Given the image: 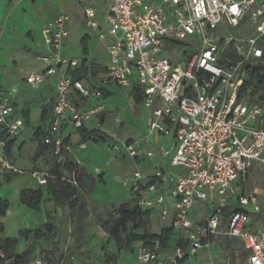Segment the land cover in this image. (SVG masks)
<instances>
[{
  "label": "built area",
  "instance_id": "built-area-1",
  "mask_svg": "<svg viewBox=\"0 0 264 264\" xmlns=\"http://www.w3.org/2000/svg\"><path fill=\"white\" fill-rule=\"evenodd\" d=\"M111 2L106 33L99 34L102 41L110 39L103 81L139 88L147 121L140 147L126 143L124 151L132 159L167 158L175 170L158 169L146 183L139 173L121 178L140 210L169 221L178 234V245L171 250L141 248V262L217 264L197 256L209 254L213 239L223 236L241 242L243 264H264V109L240 99L247 66L264 58V0ZM84 15L89 27L100 29L94 9L86 8ZM68 21L60 15L44 30L47 51L38 58L44 69L25 78L32 88L55 79L51 123L41 138L59 164L75 151L87 150L97 137L118 143L116 134L95 121L105 111L101 88L75 80L72 73L81 65L63 56ZM196 44V50H184L183 58H177L178 50ZM92 101H97L95 106L86 109L83 104ZM67 122L78 133V144L65 135ZM26 126L11 98L0 90L1 179L18 172L8 145ZM154 133L173 138V146L148 151ZM19 173L39 186L52 177L40 170ZM252 174L262 179L258 191L246 186ZM62 179L75 183L73 175ZM10 263L0 251V264ZM221 264H240V259L234 263L228 256Z\"/></svg>",
  "mask_w": 264,
  "mask_h": 264
},
{
  "label": "rangeland",
  "instance_id": "rangeland-1",
  "mask_svg": "<svg viewBox=\"0 0 264 264\" xmlns=\"http://www.w3.org/2000/svg\"><path fill=\"white\" fill-rule=\"evenodd\" d=\"M60 1L65 8L63 15L69 18L67 28L70 33V50L74 55L81 57L79 44L85 36H90L91 44L93 43L95 46L91 60H97L95 62L102 60V56L105 55V45L97 38L96 31L88 27L84 10L86 8L94 9L98 14L100 25L103 27L110 8V0ZM47 3L44 2V4ZM57 5L56 7H58ZM53 10L54 7H52ZM234 35L237 36V34ZM198 47V44L191 47L184 46L181 51H177L176 56L181 59L184 56L182 53L184 50L194 51ZM40 55L41 53H34L32 60L39 63L38 58ZM104 67L105 65L102 66V68ZM102 68L100 67L99 70H102ZM99 81L100 79H97L95 82ZM13 91L12 98H14L17 106L18 102L20 104L28 103V105H24L22 114L33 111L30 126L19 136L20 165L17 168L18 172L13 176V181L20 178L28 180L27 175L19 172H26L27 167L31 168L33 163H36L34 162V154L37 151L39 142L42 140L41 136L39 139L35 136L36 132L39 129L41 130L43 124L40 120V111L49 110L52 106L54 103L53 93L52 88L48 85L32 88L23 79L20 81V86ZM108 92L109 97H105L107 100L104 104L105 111L99 116V120L106 125V129L111 133L120 134V143H113L110 138L104 137L101 140L92 142L88 150L75 151L74 154L68 155L67 159L76 165L77 170H81L79 196L86 204V207L81 210L83 225L78 227V215L68 206L54 205L53 211L48 213V218L55 228L50 234H46L33 244L32 263L39 261L46 264H143L139 254L141 242H135L129 251L118 250L117 244L110 239L109 235L116 208L129 202L133 194L130 186L123 185L121 178H133L136 173H139L144 179V176L149 174L145 172L148 164L135 165L123 152V143L137 137L140 132L142 122L141 106L135 102L134 92L130 94L114 87ZM246 96L247 102L249 101L252 105L264 109L263 88L255 90L253 86L246 93ZM261 119L264 121V112ZM23 138L25 140L22 141ZM40 161L39 167L35 165L33 170H40L51 175L56 163L53 154L45 149ZM64 176L69 178L68 174ZM10 182L2 183L0 198L8 195L7 192H12ZM260 183L263 184L262 179L252 174L246 186L251 191H258L257 186ZM6 185H9V187ZM44 202L46 206L48 204L52 206L51 203H53L50 197L47 196L44 198ZM246 210L250 211L251 208L248 207ZM168 226H170L169 221L163 222L156 213L151 214L148 226L151 234H160ZM137 233L141 234V231ZM231 240L223 236L215 237L212 250L209 254L205 253L204 259H212L217 264L228 256L232 260H236L234 254L239 246L236 240V242ZM239 259L240 264H243V259L241 257Z\"/></svg>",
  "mask_w": 264,
  "mask_h": 264
},
{
  "label": "crops",
  "instance_id": "crops-1",
  "mask_svg": "<svg viewBox=\"0 0 264 264\" xmlns=\"http://www.w3.org/2000/svg\"><path fill=\"white\" fill-rule=\"evenodd\" d=\"M33 1H35V3H33ZM44 2H48V3L44 4ZM56 5L58 7H56ZM111 6H112V2L110 0V8ZM52 7H54L53 11H52ZM64 11L65 8L60 0H0V90L6 93L11 98L16 108V115L18 116L19 115L24 116V114H22L23 113L22 109H24V105H28V103L20 104V102H18L19 104L17 106L16 102L14 101V98H12V95L14 94L13 90H16L18 86H20V81L22 79L25 80V78L29 74L33 72L42 71L44 69L43 64L32 60V55L34 53H39V54L46 53L47 46L43 37V32L46 28L50 27L51 24L60 15H63ZM97 21L99 22L98 16H97ZM95 31L97 33V38L100 40L99 34L106 33L105 25L103 27L101 26L99 30H95ZM88 37H89L87 41L88 53L87 54L84 53L83 45L81 41L79 44V51L82 54V56L78 57L74 55L69 48V42H70L69 41L70 33H69V37L67 38L64 45L63 56L72 60H77L80 63V65L81 64H85V66L91 65L92 68L98 71L97 77L92 81L95 84L94 86L105 88L107 91L110 90L112 87H114L119 90L127 91L130 94L133 92L141 93L139 88H137L136 86H131L130 88H120L119 86L113 84L112 82L105 83L103 81V79L106 76L101 71L107 65V61H108L107 45L110 43V39L107 38L105 41L100 40L105 45L104 46L105 55L102 56L101 54H97L98 56H102L103 59L99 60L98 62H95L97 60H91L92 51L93 48H95V46L93 43L91 44L90 36ZM104 65L105 67L102 68V66ZM100 67L102 68V70H99ZM97 79H100V81L96 83L95 81ZM85 83L87 85H90L87 81H85ZM47 85L52 88L53 101H54L55 79L50 78L44 85H42V87H46ZM106 101L107 100L103 95V103L105 104ZM96 103L97 101H92L91 104L86 103L83 105L85 106L86 109H88L90 107H94ZM139 105L141 106V112H142V122L140 124V132L137 135V137L131 140H126L123 143V145L126 143H133L137 148L140 147L141 139L147 132V121H146V114H145V108L143 106V102ZM52 107L53 104L49 108V110H47L48 112H46L45 120L43 122L41 121L43 123L41 125L42 126L41 131L39 133L41 137L43 132L50 126ZM41 115H42V111H40V120H41ZM32 116H33V111L29 113V120L26 122L27 125L26 128L30 126ZM95 121L100 122L99 116L95 118ZM100 123L106 129V125L103 124V122ZM86 127L89 129H93L94 124L88 123L86 124ZM64 131H65V135L71 140L73 144H78L80 138L78 133L74 130L71 122H67L65 124ZM117 135H118V143H120L121 136L120 134ZM23 140H25V138H23L22 141ZM173 144H174L173 138L163 136L160 133H154L151 137L150 144L146 146V149L148 151H152L155 150L156 147H158L159 145H166L168 147H172ZM90 145L91 144H89V146ZM123 152L125 153L124 149ZM42 153L40 157L35 158L37 154L36 151L34 154V162L36 163H33L31 168L27 167L26 169L33 170L35 168V165L39 167V165L41 164L40 159L42 157ZM19 154H20V137H18V139L13 142L9 154L10 159L13 162V164L16 166V168H18V166L20 165ZM125 155L128 156L126 153ZM128 158L130 157L128 156ZM130 160L134 162L135 165L138 166L148 164V168L145 169V172L146 173L148 172L149 174H146L143 179L145 183L154 177L158 169L164 168L170 172H175V170L171 168L169 164V159L167 158L162 159L160 157H156L149 159L146 157H142L139 159L130 158ZM62 173L63 176L65 174H68L69 178L71 177V174H69L66 170H63ZM27 179L28 180H25L24 178H20L17 179L16 181H13L14 179L12 178L9 184L12 186V192L11 193L7 192L8 195L2 197L3 200H6L10 203V208L8 209L4 217H0V224L4 225V232L0 235V240H4L7 238L18 239L19 243L16 250L17 255H21L25 253L36 242L34 239V234H30L29 237L25 239L20 237V233L25 230L32 231L38 228H42L46 224L50 223L48 218V213L53 211L54 205H56L53 202L51 203L52 206H49L50 204L46 206L45 202H43L39 211H33L23 206L20 203V193L26 189H33V190L38 189V184L35 182L34 179H32L29 176H27ZM9 185L6 186L9 187ZM78 223H79L78 227H81L83 225L82 221L80 220L78 221ZM231 241H235V240H231ZM236 241L238 242L237 245L239 246V249L234 254L236 258V260H233L234 263L241 256H245V252L242 249L241 242H239L238 240ZM205 256H206L205 252H200L199 255L197 256V259L206 260L204 259Z\"/></svg>",
  "mask_w": 264,
  "mask_h": 264
},
{
  "label": "trees",
  "instance_id": "trees-1",
  "mask_svg": "<svg viewBox=\"0 0 264 264\" xmlns=\"http://www.w3.org/2000/svg\"><path fill=\"white\" fill-rule=\"evenodd\" d=\"M89 37L85 36L82 39L83 51L85 54L88 53L87 41ZM106 73V67L101 71ZM98 71H96L92 66H85L81 64L80 69L72 73L75 80H85L91 86H94L92 82L97 77ZM99 84V83H98ZM100 85V84H99ZM257 90L258 88L264 89V58L254 61L247 66V76L244 81L240 99L244 98L247 102L246 93L251 89V87ZM103 95L105 97L109 96V92L105 88H101ZM255 92V91H254ZM264 99V96H262ZM134 100L137 104H141L144 100L143 94L135 92ZM250 106L252 105L249 101L247 102ZM257 107V106H256ZM47 110L42 111L41 121L45 120ZM104 113V112H103ZM102 113V114H103ZM26 122L29 120V113L24 114ZM40 129L36 132L38 139L40 138ZM101 137H97L92 140H101ZM13 142L8 145V154H10L11 146ZM47 149L43 141L39 142L37 154L35 158L40 157L41 153ZM66 170L69 174L73 175L74 182H68L63 180L62 171ZM81 170L76 169V165L70 160H66L64 164L55 163L54 169L52 171V177L47 180L45 186H39L37 190L26 189L20 193V203L26 208L39 211L44 198L50 197V199L58 206L66 205L72 211L76 212L79 220L81 221V210L86 207L85 202L81 199L80 195V179ZM15 175V174H14ZM13 175V176H14ZM13 176H5L0 178V187L2 183L10 182ZM46 187V190H45ZM138 200L134 193L131 195L129 202L120 205L116 208L114 217L111 222V229L109 232L110 239H112L116 244L118 250H131L132 245L135 242H141V248L146 247L154 251H168L173 249L178 245V234L174 231L171 226L164 228L160 234H151L149 232V221L151 213L148 211H142L137 206ZM10 208V203L6 200L0 198V217H4ZM55 227L48 223L42 228L35 230H25L20 233L21 238H28L30 234H34L35 241L44 237L46 234H50ZM141 231V234L137 233ZM4 232V225L0 224V235ZM19 240L7 238L0 240V251H2L6 257L11 260L10 264H32V257L34 253V248L31 247L25 253L21 255L16 254ZM243 259L245 256H241Z\"/></svg>",
  "mask_w": 264,
  "mask_h": 264
}]
</instances>
